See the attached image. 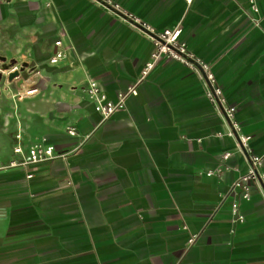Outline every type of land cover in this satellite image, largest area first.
<instances>
[{"label":"crops","instance_id":"1","mask_svg":"<svg viewBox=\"0 0 264 264\" xmlns=\"http://www.w3.org/2000/svg\"><path fill=\"white\" fill-rule=\"evenodd\" d=\"M114 1L0 0V65L23 67L3 86L35 88L0 133V161L16 132L23 152L41 136L60 152L88 135L64 159L0 171V264H264V0ZM177 23L192 68L160 59L101 120L87 79L115 100L149 37ZM57 38L63 57L50 64ZM249 165L256 180L233 223L219 197Z\"/></svg>","mask_w":264,"mask_h":264},{"label":"built area","instance_id":"2","mask_svg":"<svg viewBox=\"0 0 264 264\" xmlns=\"http://www.w3.org/2000/svg\"><path fill=\"white\" fill-rule=\"evenodd\" d=\"M187 3L190 0H184ZM108 4L118 8L119 5L114 0H106ZM254 10V8H253ZM139 22V19L133 18ZM181 26L179 23L164 28L156 33L155 37H149L152 43V50L149 52L147 60L140 68L135 81L128 85L123 91L116 93L115 100H110L106 97L103 90L98 86L94 79H87L85 85L81 88V92L84 93L86 99L91 103L92 109L96 112L101 120L108 118L114 111L124 108V100L128 95H134L136 93V85L142 81L148 73L153 69L154 65L162 58L172 59L179 64L192 68L191 63L187 58L193 57V53L186 47L183 40L179 38ZM53 51L47 58L48 63L54 64L63 57L64 43L60 38L55 39L52 42ZM67 47V46H65ZM205 68V64H203ZM16 67H10V70ZM2 72V71H0ZM4 73V72H3ZM6 74V72H5ZM207 76L212 80V74L207 73ZM215 93L220 95L221 90L218 87L214 88ZM35 91V88H30L25 91V94H30ZM206 96L210 98V94L206 91ZM14 95H18L17 93ZM19 96V95H18ZM224 102L223 98H220ZM233 107H227L226 111L229 116L232 115ZM65 133L70 137H76L78 135L76 129L72 125H67L64 128ZM88 135L84 134L78 137L74 145L65 151H56L54 146L47 141L44 136L39 137L36 141L29 144L26 151L23 152L19 142V134L16 132L14 139L16 142L11 147V153L14 157L10 158L6 162L0 161V171H4L9 168L21 167L25 168L28 165H34L39 162L51 160L54 158H66L68 155L73 154L79 148V146L87 139ZM241 141L246 145L248 136H242ZM229 156V152H224L221 156V160H225ZM250 163L252 166H260L261 158L257 155H250ZM249 165L244 173L237 175L232 182L226 187L225 191L220 195L219 202L224 198L230 197L229 210L232 215L233 223H240L243 220L242 214L238 210V200L248 201L250 198L251 185L255 182V172L253 167ZM223 167L217 166L214 169L207 170L206 175H219L222 172ZM25 177H31V174L25 173ZM191 239L188 240L190 242Z\"/></svg>","mask_w":264,"mask_h":264},{"label":"rangeland","instance_id":"3","mask_svg":"<svg viewBox=\"0 0 264 264\" xmlns=\"http://www.w3.org/2000/svg\"><path fill=\"white\" fill-rule=\"evenodd\" d=\"M7 64V63H6ZM7 68H9V64H7ZM24 77L27 76V73L23 75ZM5 81V72L4 74H0V133H2V129L4 127L10 128L13 126V123H15V115H16V109H18V106L21 101L25 100L27 94H25V89L27 87L21 89L20 88V93L19 97L18 95H13L16 92L13 85L10 84L8 85V88L3 86V83ZM19 90V89H17ZM15 91V92H14Z\"/></svg>","mask_w":264,"mask_h":264},{"label":"water","instance_id":"4","mask_svg":"<svg viewBox=\"0 0 264 264\" xmlns=\"http://www.w3.org/2000/svg\"><path fill=\"white\" fill-rule=\"evenodd\" d=\"M7 67H8L7 64L2 63L0 65V71L6 72L5 77L7 81H11L12 83L15 84V86H18L21 80L18 74H19V71L23 69V67L21 66L17 69H12V70H10V67L9 68Z\"/></svg>","mask_w":264,"mask_h":264}]
</instances>
